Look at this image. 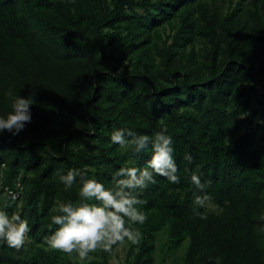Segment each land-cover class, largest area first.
I'll list each match as a JSON object with an SVG mask.
<instances>
[{
	"label": "trees",
	"instance_id": "1",
	"mask_svg": "<svg viewBox=\"0 0 264 264\" xmlns=\"http://www.w3.org/2000/svg\"><path fill=\"white\" fill-rule=\"evenodd\" d=\"M16 96L34 101L33 119L0 136V173L24 188L0 208L29 220L33 250L0 244V264H80L44 243L54 207L79 201L60 177L87 168L111 187L126 162L143 167L151 146L111 142L124 127L167 128L180 176L143 192L125 264H154L162 233L169 253L187 244L183 264H264V0H0V116ZM193 172L214 209L194 205Z\"/></svg>",
	"mask_w": 264,
	"mask_h": 264
},
{
	"label": "clouds",
	"instance_id": "2",
	"mask_svg": "<svg viewBox=\"0 0 264 264\" xmlns=\"http://www.w3.org/2000/svg\"><path fill=\"white\" fill-rule=\"evenodd\" d=\"M119 74V73H117ZM12 98L11 91L6 93ZM34 101L16 96L12 102V111L6 116H0V136L5 133L19 136L32 123V107ZM264 123V122H261ZM111 142L119 145L120 149H131L139 154L151 146V158L143 167H120L112 176V186L106 187L96 178H90L88 169H69L66 175L60 177V182L67 192L79 183V201L59 202L54 211L58 214L51 216V224L56 230L44 243L54 251L72 256L75 254L80 261L90 259V253L102 250L111 254L113 246L124 244H139L142 233L134 225H143L146 214L139 206L145 203L140 199L150 184H155L156 176L167 179L171 184H179V168L174 159V141L167 134V128L155 132L152 136L137 134L130 128L124 127L111 134ZM190 163L192 157L185 155ZM191 182L200 194H194V205L207 209L212 199L205 190L211 181L202 182L201 176L195 172ZM19 187V185H17ZM15 201L17 193L6 190L0 197ZM6 204L4 207H7ZM202 220L208 218L207 212L195 211ZM31 228L29 220L22 218L18 212L11 215L0 208V244H6L16 250L22 249L30 242ZM109 264H119L113 257Z\"/></svg>",
	"mask_w": 264,
	"mask_h": 264
},
{
	"label": "rangeland",
	"instance_id": "3",
	"mask_svg": "<svg viewBox=\"0 0 264 264\" xmlns=\"http://www.w3.org/2000/svg\"><path fill=\"white\" fill-rule=\"evenodd\" d=\"M209 209H214L215 207L209 203ZM161 237L159 238L157 242V250L155 253V263L154 264H183L182 262V254L184 253V250H186L187 244L182 245L180 248L176 249V251L171 250L170 253L166 249V243L167 238L165 234H161ZM131 246L130 242L125 241L124 244H118V247L116 248L115 252L113 253V257L119 262V264H125L126 256L129 251V248ZM33 250L32 242L30 240L29 243H27L20 251L24 256L30 255V253ZM94 253H98V250ZM94 253H90V259L85 261H80V259H74L77 260L80 264H87L91 259H96V256ZM111 260V259H110ZM102 264V263H100Z\"/></svg>",
	"mask_w": 264,
	"mask_h": 264
},
{
	"label": "built area",
	"instance_id": "4",
	"mask_svg": "<svg viewBox=\"0 0 264 264\" xmlns=\"http://www.w3.org/2000/svg\"><path fill=\"white\" fill-rule=\"evenodd\" d=\"M17 185H19V187H17ZM23 188L24 187H23L22 183L20 181H18L16 184V189H12L11 186H9L5 183V177H4L3 173H0V193L4 194L6 190H11V191L17 193V199L16 200H18L22 195Z\"/></svg>",
	"mask_w": 264,
	"mask_h": 264
}]
</instances>
